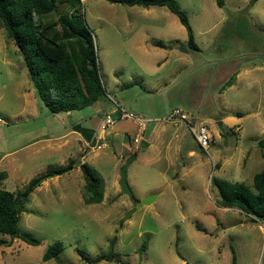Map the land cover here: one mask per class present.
Masks as SVG:
<instances>
[{
    "label": "rangeland",
    "instance_id": "374dc122",
    "mask_svg": "<svg viewBox=\"0 0 264 264\" xmlns=\"http://www.w3.org/2000/svg\"><path fill=\"white\" fill-rule=\"evenodd\" d=\"M57 1L65 13L69 1ZM81 1L106 97L80 111L48 110L0 23V173L8 175L0 189L25 192L47 175L19 226L40 245L15 239L0 248V264H231L233 249L238 264H264V222L222 207L212 183L252 187L264 169V0H226L224 8L176 0L197 50L166 7ZM121 109L134 118L122 119ZM175 110L189 121L169 120ZM107 116L114 124L104 140L81 144L73 130L98 132ZM201 124L212 132L208 149L189 128ZM132 156L127 179L137 205L120 187ZM71 161L73 171L50 177ZM84 164L104 181L100 204L85 202ZM0 240L11 237L0 233ZM56 242L63 252L43 261Z\"/></svg>",
    "mask_w": 264,
    "mask_h": 264
},
{
    "label": "trees",
    "instance_id": "16d2710c",
    "mask_svg": "<svg viewBox=\"0 0 264 264\" xmlns=\"http://www.w3.org/2000/svg\"><path fill=\"white\" fill-rule=\"evenodd\" d=\"M65 1H69L70 6L65 13H61L57 0H0V23L23 56L39 99L52 114L80 111L106 97L93 38L83 22L82 1L64 0L61 4ZM107 1L132 7L168 8L188 31L190 47L198 49L189 18L176 0ZM256 1L252 0L253 3ZM216 3L224 8L226 0H216ZM52 14L56 16L55 20L46 23L45 18ZM74 169L75 162L71 161L52 173L59 176ZM83 169L87 173L86 190L89 194L86 204L102 203L104 181L89 165L84 164ZM45 176L32 179L25 192L12 193L0 189V233L11 237V241L0 240V248L11 246L15 239L33 246L40 245V240L22 235L19 226L31 192ZM6 178V172L0 173V181ZM212 183L219 191L222 207L239 209L254 220L264 222V169L255 175L252 187L226 180L214 179ZM146 249V244H143L141 251L145 252ZM63 250V243H54L44 254L43 261L58 257ZM233 254L231 264H238L234 249Z\"/></svg>",
    "mask_w": 264,
    "mask_h": 264
},
{
    "label": "built area",
    "instance_id": "2783aa9c",
    "mask_svg": "<svg viewBox=\"0 0 264 264\" xmlns=\"http://www.w3.org/2000/svg\"><path fill=\"white\" fill-rule=\"evenodd\" d=\"M121 118L122 119H133L134 117L132 114L126 113L123 109H121ZM169 120L171 121H182V122H188L189 117L183 113L181 110H175L173 113L170 115ZM139 121V119H138ZM0 123L2 121L0 120ZM114 122L112 121L110 116H107L104 120V124L101 128L102 131H105L107 128L113 126ZM191 133L194 135L197 144L202 147L203 149H208L209 146L213 142L212 138V132L210 128L206 125H198V129H196L193 125H189ZM98 142H102L104 140L103 136H98L97 137ZM137 142V140H136ZM104 145L102 146L101 144L97 145L98 149H102Z\"/></svg>",
    "mask_w": 264,
    "mask_h": 264
},
{
    "label": "water",
    "instance_id": "95a60500",
    "mask_svg": "<svg viewBox=\"0 0 264 264\" xmlns=\"http://www.w3.org/2000/svg\"><path fill=\"white\" fill-rule=\"evenodd\" d=\"M60 12H61V8H60ZM85 44L88 45L87 40H85ZM144 145L149 146V144L146 143V142H144ZM135 159H136V156H132L131 158H129L127 160L126 164L122 167V169H121V178H120V187L122 189V192L125 195H127L132 200L133 204L134 205H137L138 204V200H136V198L134 197V194L132 192V189L130 188V185H129L128 179H127V170H128V167L130 166V164ZM84 172H85V174H87L86 171H85V169H84ZM55 176H57V175L54 174V175H51L50 177H55ZM180 185H181V187H183L184 186L183 185V182H180ZM155 199H156V196H151L150 198H147V199L143 200V204L144 205L151 204V203H153L155 201ZM134 212H136V208L132 209L128 213L126 219L131 218Z\"/></svg>",
    "mask_w": 264,
    "mask_h": 264
},
{
    "label": "crops",
    "instance_id": "0c3cea01",
    "mask_svg": "<svg viewBox=\"0 0 264 264\" xmlns=\"http://www.w3.org/2000/svg\"><path fill=\"white\" fill-rule=\"evenodd\" d=\"M238 74H239L238 76H240L241 75V71ZM102 126H103V124H102ZM102 126H101V128H102ZM101 128L99 129L100 132L99 131L98 132L97 131H93L91 129H83V130H80V131L73 130V132H75L80 137L81 140H79V142L81 144L83 142H85V144H86V142L90 143L95 137H98V136H103L105 138L106 131H102ZM123 141L124 142L128 141V138L127 137L124 138ZM7 177H8V175H7Z\"/></svg>",
    "mask_w": 264,
    "mask_h": 264
}]
</instances>
